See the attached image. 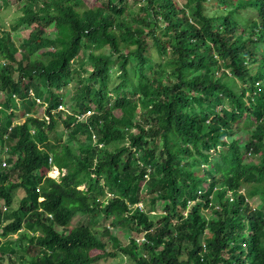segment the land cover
Listing matches in <instances>:
<instances>
[{
	"label": "trees",
	"instance_id": "trees-1",
	"mask_svg": "<svg viewBox=\"0 0 264 264\" xmlns=\"http://www.w3.org/2000/svg\"><path fill=\"white\" fill-rule=\"evenodd\" d=\"M95 1L0 0V264H264V0Z\"/></svg>",
	"mask_w": 264,
	"mask_h": 264
},
{
	"label": "rangeland",
	"instance_id": "rangeland-1",
	"mask_svg": "<svg viewBox=\"0 0 264 264\" xmlns=\"http://www.w3.org/2000/svg\"><path fill=\"white\" fill-rule=\"evenodd\" d=\"M84 3H85V7H90V6H94L96 5L97 3L99 2H96L95 0H84ZM245 16L248 18H251V17H254L256 15L255 11L253 10H250L248 9L247 11L244 10L242 11ZM22 12L18 9V3H13L11 6H4L1 2H0V21L2 23V25L4 26L5 29H8L10 28V25L12 23H14L17 19V17H19V15H21ZM29 26L28 25H23L19 30H17L16 32H13V40L14 42L19 45L22 40L25 38V36L28 35V32H29ZM119 71L118 70H115V72L113 73L114 77H118L119 75ZM118 81V80H117ZM74 83H72L70 85V88L71 90H68L67 92V95L68 97L73 93V88H74ZM69 88V89H70ZM67 106H65L66 108ZM67 109V108H66ZM42 111H44V109H41V115L40 116H44V114L42 113ZM254 127V126H253ZM253 127L251 128V130L249 131V133H251ZM62 129V127L60 128ZM62 141L66 142L68 141V135L66 134L65 131H62ZM237 137H241L242 138V141H245L247 140L248 138V134L246 131H242L241 133H238V135L236 136ZM53 139V138H52ZM218 154H215V156L217 157ZM50 176L52 177H55L56 179H60V176L57 175V171H51L50 172ZM81 189L85 188V186H81L80 187ZM25 195V191L22 190V188H18L16 191H15V194H14V201H13V208H16L19 206L20 204V200L21 198ZM250 203L252 204V207L255 208L256 206H258L261 202V200L257 201V200H250ZM264 205V203H263ZM140 206H143L140 204ZM162 206L160 203L157 204V211L159 212H162ZM153 214L156 213V212H152ZM89 217L87 216H81V215H77L75 216L73 222H72V225L73 226H76V225H79L81 223H86V224H89ZM92 227H93V230L99 235L101 236V232L103 230V228L107 225H111L110 223V220H106V219H99L96 223L95 222H92L91 223ZM111 229L113 230L114 234L116 235H119L120 238L123 240V242H127L128 241V238L127 236H125V234L123 233H119V230L116 229L115 227H112L111 226ZM1 231V230H0ZM19 236V234L15 233L13 234L11 237H8L9 239H13V238H17ZM140 236V235H139ZM8 238H3L4 241H6ZM19 242H15L12 246L13 247H16V248H19L18 250V253L20 255H25V259H27L28 257L31 256V253H28V251L24 252L20 246H19ZM9 254L8 251H7V254L5 256H3V264H12L11 261H10V258H9ZM18 261V260H16ZM128 263V259L125 255L121 254V253H118L117 256L115 257H112V258H107V259H102V260H99L97 262H93L91 264H127Z\"/></svg>",
	"mask_w": 264,
	"mask_h": 264
},
{
	"label": "clouds",
	"instance_id": "clouds-1",
	"mask_svg": "<svg viewBox=\"0 0 264 264\" xmlns=\"http://www.w3.org/2000/svg\"><path fill=\"white\" fill-rule=\"evenodd\" d=\"M7 153L5 152V153H3V154H0V159H2L3 160V162H2V164L4 165V161L6 162V164H7ZM53 159V158H52ZM51 163V162H50ZM5 164V165H6ZM52 168H51V170L49 171V173H48V176H50V172L53 170V171H56V169H59L61 172H64L65 171V173H66V170H61L58 166H56L54 163H53V160H52ZM63 175V174H62ZM61 175V176H62ZM60 176V177H61ZM50 177H52V176H50ZM52 178H55V177H52ZM252 205V204H251ZM255 208H257V207H255Z\"/></svg>",
	"mask_w": 264,
	"mask_h": 264
},
{
	"label": "built area",
	"instance_id": "built-area-1",
	"mask_svg": "<svg viewBox=\"0 0 264 264\" xmlns=\"http://www.w3.org/2000/svg\"><path fill=\"white\" fill-rule=\"evenodd\" d=\"M0 108H1V106H0ZM52 157L50 158V162L52 163ZM6 164V162L4 161V165ZM56 171H57V175L58 176H61L62 174H64L65 173V171L64 172H61L59 169H56Z\"/></svg>",
	"mask_w": 264,
	"mask_h": 264
}]
</instances>
